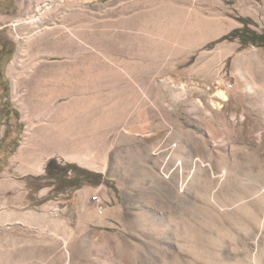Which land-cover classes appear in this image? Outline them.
Here are the masks:
<instances>
[{
  "label": "rangeland",
  "instance_id": "374dc122",
  "mask_svg": "<svg viewBox=\"0 0 264 264\" xmlns=\"http://www.w3.org/2000/svg\"><path fill=\"white\" fill-rule=\"evenodd\" d=\"M245 25L264 33V0H0V264H264Z\"/></svg>",
  "mask_w": 264,
  "mask_h": 264
},
{
  "label": "trees",
  "instance_id": "16d2710c",
  "mask_svg": "<svg viewBox=\"0 0 264 264\" xmlns=\"http://www.w3.org/2000/svg\"><path fill=\"white\" fill-rule=\"evenodd\" d=\"M226 36L227 37H239L243 43L258 44L264 48V33H258L256 31H252L251 29L249 30V28L246 25L242 28L232 29L230 32L226 34ZM69 169L71 170L75 169L76 172L79 173L78 176L74 175L68 178L71 180L72 185H78L80 181L84 180V178H82V175L85 174V172H83L84 171L83 168L74 164V165H69L66 168V171H68ZM49 175L50 177H52L51 174Z\"/></svg>",
  "mask_w": 264,
  "mask_h": 264
},
{
  "label": "crops",
  "instance_id": "0c3cea01",
  "mask_svg": "<svg viewBox=\"0 0 264 264\" xmlns=\"http://www.w3.org/2000/svg\"><path fill=\"white\" fill-rule=\"evenodd\" d=\"M14 185L10 182H1L0 183V221L3 223L8 224V221H14V217L9 214L8 211V203H9V193L11 191H15Z\"/></svg>",
  "mask_w": 264,
  "mask_h": 264
},
{
  "label": "bare ground",
  "instance_id": "6f19581e",
  "mask_svg": "<svg viewBox=\"0 0 264 264\" xmlns=\"http://www.w3.org/2000/svg\"><path fill=\"white\" fill-rule=\"evenodd\" d=\"M48 2V1H47ZM47 2H45V3H43V4H41V5H39V6H37V8H36V10H35V13H33V14H31V15H28L26 18H22V19H19L18 21L19 22H21V21H24V20H26V19H31V20H33L34 21V23L35 22H40L41 20L38 18V15H39V13H41L45 8H48L49 6H50V4L49 3H47ZM19 52H18V55H19V57L21 56V53L23 52V50H22V47H20L19 46ZM15 69H17V63H16V60H14L11 64H10V66H9V68H8V71H9V73H11V74H13L14 72H15ZM15 78L16 77H14L13 78V82H12V84H13V89L15 90V87H16V80H15ZM220 95H221V97L222 98H224V99H226V95L223 93V92H220ZM225 172V171H224ZM127 253V252H126ZM127 256V255H126ZM129 256V255H128ZM129 258V257H128ZM127 259V258H126Z\"/></svg>",
  "mask_w": 264,
  "mask_h": 264
},
{
  "label": "built area",
  "instance_id": "2783aa9c",
  "mask_svg": "<svg viewBox=\"0 0 264 264\" xmlns=\"http://www.w3.org/2000/svg\"><path fill=\"white\" fill-rule=\"evenodd\" d=\"M93 200H94V202L96 204V208H97L98 212L102 213L104 208H103V205L100 202V198L97 195H94L93 196Z\"/></svg>",
  "mask_w": 264,
  "mask_h": 264
}]
</instances>
